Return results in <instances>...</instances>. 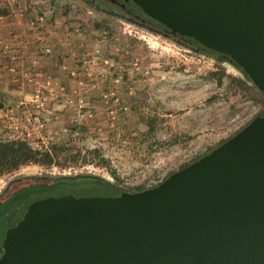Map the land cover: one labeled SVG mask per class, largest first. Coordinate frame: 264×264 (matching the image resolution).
Masks as SVG:
<instances>
[{
    "label": "water",
    "instance_id": "1",
    "mask_svg": "<svg viewBox=\"0 0 264 264\" xmlns=\"http://www.w3.org/2000/svg\"><path fill=\"white\" fill-rule=\"evenodd\" d=\"M131 1L144 26L227 57L264 99V0ZM0 247V264H264V107L152 187L30 201Z\"/></svg>",
    "mask_w": 264,
    "mask_h": 264
},
{
    "label": "rangeland",
    "instance_id": "2",
    "mask_svg": "<svg viewBox=\"0 0 264 264\" xmlns=\"http://www.w3.org/2000/svg\"><path fill=\"white\" fill-rule=\"evenodd\" d=\"M1 1L7 11L32 14L27 25L35 26L34 48L40 41L48 49L40 48V52L35 48V55L52 60L54 68L40 76L25 74L26 84L19 83L22 94L9 97L7 103L0 96V117H5L0 122V136L23 137L32 147L41 148L64 143L68 138L66 127L75 121L85 128L82 134H74L75 145L101 147L124 184L148 185L191 154L203 151L259 107L238 88L226 93L225 79L220 85L216 83L219 63L211 52H192L147 29L93 14L71 0ZM39 15L42 21L36 20ZM11 20L15 32L21 31L23 26ZM102 20L105 23L96 29L94 24ZM13 24L8 30L12 31ZM2 46V62L11 68L17 50L7 42ZM219 65L227 74H238L225 61ZM36 90L40 92L37 106L33 102ZM211 96L215 97L208 100ZM129 99L137 100L140 107L130 110ZM152 111L163 119L157 124L155 137L187 134L189 138L149 152L142 117ZM77 172L111 180L102 168L91 164L73 168L28 165L1 176L0 191L8 185L12 192L30 187L35 180L45 179L44 173ZM18 175L29 178L10 183ZM119 186L117 189L123 190ZM46 190H33L11 199L1 221H13Z\"/></svg>",
    "mask_w": 264,
    "mask_h": 264
},
{
    "label": "trees",
    "instance_id": "3",
    "mask_svg": "<svg viewBox=\"0 0 264 264\" xmlns=\"http://www.w3.org/2000/svg\"><path fill=\"white\" fill-rule=\"evenodd\" d=\"M6 12V5L0 0V15L5 14ZM104 23L105 21L102 20L95 23L94 27H96V29H100ZM185 47L189 48L192 52H199L198 49H194L192 46ZM56 51H58L57 48ZM211 53L214 55V60L217 64L225 61L234 66L238 71L237 75L227 74L225 73L224 68L218 64L219 70L215 75L216 83L220 85L223 79H225L226 93L238 88L239 91L244 94L246 99H249L252 102H257L259 105L255 112L247 117L243 122L237 124L233 129L229 130L217 140L210 143L203 151L191 154L175 169L167 170L161 178L148 185H144L143 183H137L134 185L124 184V182L119 179L116 169L109 163V159L103 155L101 147L94 146L90 148L84 145H75L74 134H82L85 130L82 125L80 126V124L75 121L67 125L66 135L68 138L64 143L50 144L41 148L32 147L23 137L0 136V177L16 171L20 167L28 165H36L44 168H49L51 166H56L58 168H73L88 164L102 168L111 177V180H109L106 177L86 172L69 174L44 173L45 179H40L39 181L35 180L34 185H31L30 187H22L17 191H10L8 188L9 185L7 184L8 186L3 187L0 191V213L4 212L11 199L15 200L18 195L26 192L32 193L31 191L33 190L41 191L47 189L44 196L47 194L49 195V192L57 193L53 196H59L65 193H83L82 195H90L89 193H93L94 195H115L117 194V191H119L117 189L120 187L119 183L121 184V188L123 190L130 192L152 187L174 170L189 164L233 135L236 131L247 124L255 113L264 107V99L261 92L251 83L249 78L239 66L223 55L216 52ZM214 97L215 96H211L208 100H211ZM128 104L130 110H135L140 107L139 102L134 99H129ZM142 119L146 124L145 141L149 152L162 147L171 146L189 138L187 134H173L162 139L155 137L157 124L163 121L162 117L156 111L148 112L144 115V117H142ZM25 178H29V176L18 175L13 178L10 183L17 182Z\"/></svg>",
    "mask_w": 264,
    "mask_h": 264
},
{
    "label": "crops",
    "instance_id": "4",
    "mask_svg": "<svg viewBox=\"0 0 264 264\" xmlns=\"http://www.w3.org/2000/svg\"><path fill=\"white\" fill-rule=\"evenodd\" d=\"M31 16L32 14L29 13L21 14L19 12L15 14L11 10H8L5 14L0 15V96L1 98L5 99V103H7L9 97H16L17 95L19 96L22 94L19 83L24 81L25 74L40 76L41 74H45L50 70L53 71L54 68L52 60H47V58H42L41 56L38 57L35 55V48L40 52V48H42L44 51H47L48 49L46 46L43 47V45H41L43 43L40 41L34 48L35 26L31 27L27 25L28 19ZM11 19H14L16 24L23 26L21 31L18 33L15 32L17 28L14 27V24L12 23L13 21ZM11 24H13L12 31L10 29L8 30V26L11 27ZM24 28L26 31L23 30ZM5 42H7V46L17 50V57L15 60L13 59V61H10L13 63L11 68H6L2 62V60H5L3 51L4 48L2 46ZM60 80L62 81V77H60ZM64 84L68 85L69 82L65 81ZM23 94H25V92H23ZM3 117H0V122L5 120V117Z\"/></svg>",
    "mask_w": 264,
    "mask_h": 264
},
{
    "label": "flooded vegetation",
    "instance_id": "5",
    "mask_svg": "<svg viewBox=\"0 0 264 264\" xmlns=\"http://www.w3.org/2000/svg\"><path fill=\"white\" fill-rule=\"evenodd\" d=\"M71 1H74L82 8H88L89 9L88 11L93 14L114 17L120 21H126L131 25H134L139 28L147 29L151 32L156 33L157 35H161L167 39H170L171 41H174L179 45L191 46V44L193 43V40H191L186 36L170 34L160 28L153 31L152 28L149 29L148 27L144 26L141 23L142 20H140V8L136 4H134L131 0H71ZM146 23L153 24L149 20H146ZM20 215H18V217ZM3 217L4 214L0 213V242L4 230L9 226L13 225L15 220L18 219L17 217L11 222H4L1 221Z\"/></svg>",
    "mask_w": 264,
    "mask_h": 264
},
{
    "label": "built area",
    "instance_id": "6",
    "mask_svg": "<svg viewBox=\"0 0 264 264\" xmlns=\"http://www.w3.org/2000/svg\"><path fill=\"white\" fill-rule=\"evenodd\" d=\"M6 3L10 4V3H18L20 2L21 0H4ZM37 21H42L43 20V16L42 15H39L37 18H36ZM105 62V61H104ZM39 94L40 92L38 90H36L34 93H33V102L35 103V106H37L38 104V100H39ZM111 96H113V93L111 92ZM115 100V99H114ZM25 121H29V118H25Z\"/></svg>",
    "mask_w": 264,
    "mask_h": 264
}]
</instances>
